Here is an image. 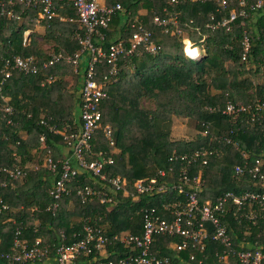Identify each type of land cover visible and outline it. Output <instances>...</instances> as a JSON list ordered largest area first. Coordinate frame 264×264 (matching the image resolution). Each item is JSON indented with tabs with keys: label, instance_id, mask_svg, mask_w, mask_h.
<instances>
[{
	"label": "trees",
	"instance_id": "trees-1",
	"mask_svg": "<svg viewBox=\"0 0 264 264\" xmlns=\"http://www.w3.org/2000/svg\"><path fill=\"white\" fill-rule=\"evenodd\" d=\"M14 1V6L5 3L0 8V167H17L22 176L12 179L0 173V264L8 263L2 256L12 253L15 238L26 241L28 247L41 239V249L48 253L45 258L52 262L56 249L85 238L86 228L99 230L107 238L120 234L140 236L145 210L154 208L159 215L166 214L162 204L175 201L176 196L183 197L170 191L125 195L85 170L68 185L70 198L78 201L76 212L69 198L63 195L55 199L50 195L60 169L48 170L47 151L55 162L64 160L60 151L61 145L65 146L64 138L81 128L80 99L72 95L78 90L80 78L61 59L45 69L41 67L52 55L72 56L79 52L78 37L83 36L84 29L76 22L70 1L58 3L56 16L50 20L40 19L38 8ZM104 2L107 6L119 4L121 9L111 16L104 40L94 38L96 45L106 49L121 40L128 42L141 25L151 33L156 51L151 54L141 50L119 59L118 74L105 84L107 98L100 105L101 123L111 127L114 144L101 130L90 142L92 159L101 154L112 160L104 165L101 174L107 179L124 180L131 190L136 181L153 178L178 184L179 173L185 168L189 177L200 175V203H213L227 192H264L259 178L251 172L256 160L264 164V84L257 82L260 75L264 79V6L254 9V1L250 0L243 18L238 15L241 7L237 0L229 1L225 9L221 0H178L175 4L170 0ZM232 10L237 19L229 31L210 27L211 23L227 19ZM156 16L176 18L177 27L169 25L165 32L153 22ZM37 26L44 28L41 34L34 32ZM26 32L30 33L25 36ZM244 36L249 41L247 52L242 46ZM38 39L53 42V53L43 50ZM184 40L198 47L197 59L186 58ZM14 57L31 58L40 72L34 75L14 70L3 81L5 62ZM98 68L101 72L102 65ZM49 77L53 78L50 83ZM147 103L153 107L148 108ZM228 103L247 109L223 114ZM6 107L11 108V114L4 112ZM175 117L195 122V139H190L187 131L177 134L172 130ZM42 137L44 148L40 147ZM196 151L205 154L188 158L189 165L188 160L170 162L174 156ZM28 164L33 167H26ZM171 167L173 173L169 175ZM236 168L241 169L239 174ZM160 171H165L164 178L159 177ZM85 187L98 193L81 203L77 192ZM102 195L111 201L101 203ZM221 221L231 249L260 248L264 252V204L242 209L228 204ZM181 242L179 236L154 235L151 250L173 264L187 261L190 253L195 255V263L236 264L230 255L221 259L229 249L210 236L202 252L190 249L177 255L172 246ZM124 250L127 248L118 243L107 244L103 252L93 250L83 259L121 256Z\"/></svg>",
	"mask_w": 264,
	"mask_h": 264
},
{
	"label": "built area",
	"instance_id": "built-area-1",
	"mask_svg": "<svg viewBox=\"0 0 264 264\" xmlns=\"http://www.w3.org/2000/svg\"><path fill=\"white\" fill-rule=\"evenodd\" d=\"M62 0H17L18 5L24 7H32L39 9V18L48 20L56 16V5ZM76 11V22L84 29V34L79 38L81 49L72 56L52 55V59L44 64L41 68L45 69L60 59L71 65L75 71L82 68V84L79 92L80 99V120L81 128L77 133L70 134L64 138L65 149L68 156L64 160L55 162L50 151H47L46 166L50 171L60 169L58 180L50 190V195L55 199L70 198L68 185L74 181L76 176L81 171L91 172L93 176L100 180L107 182L112 186L115 192L122 191L125 195H141V194H157L160 192L170 191L176 195L182 196V199H176L173 202H165L162 204L163 213L159 215L157 210L151 208L145 210L142 223V234L138 235H115L112 238L103 236L99 230H91L86 228L87 235L85 238L72 243L71 245H61L56 249L55 257L49 264H173V262L166 258L157 256L151 250L154 235H168L179 236L182 242L172 246L177 255L187 253L188 250H197L202 252L205 249V240L210 236L211 240L223 245L229 249L228 254L236 261V264H261L264 261V252L260 248H248L235 251L231 249V241L226 233L225 225L221 221V216L224 214V207L232 204L238 209L243 207L251 208L253 204H264V192H243L235 194L233 192L224 193L218 197L215 202L206 201L199 202L198 194L202 191V180L200 175L189 177L187 169L182 168L178 176V184H169L166 181H158V178L150 179L149 181L138 180L133 183L131 190L126 188V182L118 177L107 179L101 171L105 164H111L110 158L105 159L99 154L100 158H91V140L97 130H101L106 139L113 145L112 130L109 125L102 126V114L100 112V105L103 100L107 98L105 91V84L108 80L115 78L118 74L117 62L119 59L126 58L135 52L144 50L147 53L154 54L156 47L152 41V36L143 26L139 25L137 30L133 32L128 42L121 40L117 43H112L108 48H103L101 45L94 43V38L100 42L104 40V31L108 29L111 16L115 11L120 10V5L107 6L101 4L100 0H69ZM178 0H170L171 4L177 3ZM229 1L221 0V6L225 9ZM241 7L239 14L243 18L246 17L244 8L250 0H237ZM252 8L261 9L264 6V0H253ZM7 3L14 6V0H0V8ZM12 15H16L15 11H11ZM214 18L211 17V20ZM237 19V13L232 10L229 17L221 19L210 27L225 28L226 31L231 29V24ZM73 21V20H71ZM153 22L165 28L177 27L178 21L173 19H161L156 16ZM180 33L179 29H176ZM184 40V44H186ZM188 50L185 47V56L190 60H195L199 57L197 46L187 42ZM244 52L249 49L248 37L244 36L242 41ZM194 49V50H193ZM188 51H193L189 53ZM84 57V67L81 66V60ZM102 65L101 72L98 66ZM14 70H19L24 73L38 74L40 67L31 58L14 57L12 60H7L4 65L3 81L8 79ZM53 78L49 77L47 82H51ZM243 105L227 104L223 114H235L246 111ZM4 112L11 114L10 107L4 108ZM43 142V137L40 138ZM203 151H196L191 155L174 156L170 158V162L174 160L185 161L192 157H199L204 155ZM72 161H75L73 166ZM169 175H172L173 168L169 169ZM241 172L240 168H236V173ZM251 172L259 178L260 184L264 187V164L256 160ZM0 173L7 174L12 179H17L22 176L19 168L8 169L0 167ZM165 171L159 172V177L164 178ZM5 183L3 184V186ZM98 193V190L93 191L89 187H85L83 191L77 192L79 201L83 203L88 196ZM103 194V193H102ZM101 203L110 202L111 199H106L104 195L101 196ZM56 205L53 206V208ZM6 207L3 206V209ZM169 214V216L167 215ZM251 218H255L254 213H250ZM211 228H210V227ZM118 243L127 248L123 254L115 256H107L104 258H91L85 260L92 254L93 250L103 252L107 244ZM41 239H37L31 247L27 246L26 241L15 238L13 241V250L11 254L2 256L7 264H41L42 259H47V250L41 249ZM225 253V252H224ZM188 260L181 261L178 264H201L200 261L195 263V255L190 253ZM3 264V263H1Z\"/></svg>",
	"mask_w": 264,
	"mask_h": 264
},
{
	"label": "rangeland",
	"instance_id": "rangeland-1",
	"mask_svg": "<svg viewBox=\"0 0 264 264\" xmlns=\"http://www.w3.org/2000/svg\"><path fill=\"white\" fill-rule=\"evenodd\" d=\"M38 41H40V45H41V47H42L43 50L48 51L51 54L53 53L52 52L53 47H54V43L53 42H51V41H46L45 42L42 39H39ZM187 42L188 41H186V44L184 45V54H185V47L188 45ZM186 50H188V47H186ZM188 52L190 53V52H193V51H188ZM198 54H199V51H198ZM257 82L260 83V84H264V79L261 78V75L257 78ZM146 106H148V108L149 107L152 108L153 107V104L147 103ZM194 125H195V122L194 123H189V121L187 119L175 117L174 118V122L172 123V128L174 127V131L176 130L177 131V134L180 133V132H183V131H187L188 132L187 133V136L190 139H195L196 132H195V129L193 128ZM188 134H190V135H188ZM40 147L41 148H44V144L41 143L40 144ZM61 147H62L61 150H63V148L64 149L66 148L63 144L61 145ZM69 200L71 202L70 203V207L72 208V210H75V212H76L77 202L78 201L76 202V199H75V201H73V199H71V198H69ZM50 262H51V260L47 259V260H45L41 264H49Z\"/></svg>",
	"mask_w": 264,
	"mask_h": 264
},
{
	"label": "crops",
	"instance_id": "crops-1",
	"mask_svg": "<svg viewBox=\"0 0 264 264\" xmlns=\"http://www.w3.org/2000/svg\"><path fill=\"white\" fill-rule=\"evenodd\" d=\"M64 1H69V0H63V2ZM100 3L101 4H105V2H104V0H100ZM60 20L61 21H65V19L64 18H60ZM44 28H42L41 26H37L35 29H34V32H37V33H39V34H41L42 33V30H43ZM30 32H26L25 33V36H27L28 34H29ZM39 40V39H38ZM198 48V47H197ZM199 51V50H198ZM84 64H85V62H84V57L82 58V60H81V66L82 67H84ZM83 69L81 68L79 71H78V73H75V71H74V69H73V74L74 75H77L79 78H80V85H79V87H78V90H76V91H74L73 93H72V95L75 97V98H78L79 99V92H80V88H81V84H82V75H83ZM71 79V78H70ZM71 83H72V80H70V85H71ZM173 122H174V120H173ZM186 126V125H185ZM172 130H174V127L172 128ZM176 131V130H175ZM177 135V134H176ZM22 136H24V134H22ZM60 151L62 152V156L64 155V157L67 155V151L63 148V150H61L60 149ZM26 167H33V165L32 164H28Z\"/></svg>",
	"mask_w": 264,
	"mask_h": 264
},
{
	"label": "bare ground",
	"instance_id": "bare-ground-1",
	"mask_svg": "<svg viewBox=\"0 0 264 264\" xmlns=\"http://www.w3.org/2000/svg\"><path fill=\"white\" fill-rule=\"evenodd\" d=\"M194 50V49H193ZM190 53H192V52H190Z\"/></svg>",
	"mask_w": 264,
	"mask_h": 264
}]
</instances>
